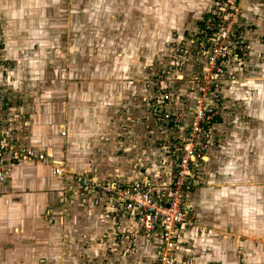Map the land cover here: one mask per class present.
<instances>
[{"label":"crops","instance_id":"obj_1","mask_svg":"<svg viewBox=\"0 0 264 264\" xmlns=\"http://www.w3.org/2000/svg\"><path fill=\"white\" fill-rule=\"evenodd\" d=\"M31 1L0 0V24L5 29L0 35V48L6 50L8 57L7 63L0 65V93L7 104L0 107V124L18 143L43 150L53 157L55 166L63 163L72 172L75 169L68 159L83 151L82 130L90 125L93 137L87 159L84 157L78 164L77 174L100 182L146 176L159 183L158 176L168 170L169 158L163 157L164 150L155 145L164 135L147 111L152 92L145 87L151 67L156 64L144 60L138 66V61L133 60L126 67L116 62L106 68L100 61L89 69L82 62L74 75L68 64L62 71L54 70L57 75L53 77L56 82L63 81L66 89L63 103L53 97L41 112H37L36 103L19 105L25 91L18 83L21 91L16 95L17 87H12L16 80L14 61L24 54L23 49L30 42L11 40L21 49L9 47L7 38L15 33L6 28L19 23L18 10L28 12ZM214 1L191 0L187 4L189 8L181 21L186 33L204 21ZM44 5L39 3L36 8ZM241 8L247 22L255 26L251 32L245 31L254 52L244 68H235L238 80L226 91H231L230 99L235 95L247 99L248 95L247 100H253L262 110L264 61L258 62V58L263 54L264 59V7L253 0H243ZM49 18L54 22L52 16L47 21ZM49 32L48 43L55 44L54 33ZM139 41L137 38V44ZM70 45L68 42L64 47L68 57ZM50 48V53L54 52L55 48ZM40 53L43 54L41 51L31 54ZM92 56L87 54L85 58L89 60ZM159 60L157 64L161 65L169 59ZM68 62L71 63L70 59ZM85 72L92 75L83 77ZM5 75L12 82L5 83L2 80ZM248 91L253 92L252 98ZM245 98L239 100L241 106ZM49 130L53 133L49 134ZM222 153L223 156L225 151ZM222 156L219 151L208 150L206 166L210 175L188 196L200 230L208 234L199 236L197 227L187 230L177 264H182L185 257L191 258L192 264H230L227 258L232 250L234 264L237 250L244 256L245 264H264V175L257 176L258 182L249 188L243 176L238 178L237 184L243 187L231 192L230 178L224 180L226 177L222 176L225 173ZM53 171L54 166L36 162H20L10 167L9 181L0 186V264H152L160 245L157 234L145 238L135 221L109 217L103 208L93 207L90 199L77 194L71 179H60Z\"/></svg>","mask_w":264,"mask_h":264},{"label":"built area","instance_id":"obj_2","mask_svg":"<svg viewBox=\"0 0 264 264\" xmlns=\"http://www.w3.org/2000/svg\"><path fill=\"white\" fill-rule=\"evenodd\" d=\"M253 1L264 7V0ZM245 25L241 0H215L191 34L166 46L168 62L151 67L145 81L152 92L147 111L168 138L159 140L169 158L159 183L146 176L100 182L72 173L63 163L55 166L43 150L18 143L0 124V186L9 181L15 164L52 165L54 175L70 178L72 189L90 199L93 207L100 206L111 218L135 221L145 238L157 234L160 245L152 264H177L185 233L195 226L188 196L203 182L224 93L236 80L234 66L246 63L251 53L243 38ZM6 61V50L0 48V65ZM6 106L0 93V107ZM181 263L192 264V260L185 257Z\"/></svg>","mask_w":264,"mask_h":264},{"label":"rangeland","instance_id":"obj_3","mask_svg":"<svg viewBox=\"0 0 264 264\" xmlns=\"http://www.w3.org/2000/svg\"><path fill=\"white\" fill-rule=\"evenodd\" d=\"M22 1L17 0V2ZM190 1L32 0L28 12L18 10L19 23L5 27L8 32L15 33V35L9 33L13 36L12 38L6 37L7 40L9 39L7 42L10 45L9 47L21 49L11 40H15L17 43L20 41L22 44H25L26 41L30 42V46L26 45L24 47V54L14 61L16 63V80L12 87H17L15 90L16 95L21 91V89H18V83L19 86L23 85L22 88L25 91L22 100L17 96L18 100H21L18 101L19 105L25 103L28 106H33L36 103L39 106V109H36L37 112H41L45 110L46 103L52 100L53 97H57L63 103L66 89L62 79L60 81L57 79V82L54 80L57 75L54 70L62 71L64 67L67 68L68 64H70L72 75L78 72L77 67L82 62L83 66L94 67L102 61L106 68L109 64H115L116 62H120V65L126 67L127 63L129 64L133 60L138 61V66H142L144 60L148 61V64H157L160 61L159 59L166 57L168 54L169 48L166 46L169 43L177 42L179 36H187L196 29L195 27L186 33V30L182 27L183 22L181 21L183 17L185 18L184 13L189 8L186 6ZM43 2L45 5L37 9L36 5ZM49 16L53 17L54 22H50V18L47 21ZM242 16L246 24L245 31L251 32L255 26L247 22L243 10ZM176 23H179V25H176ZM3 30L5 29L0 24V35ZM49 31L54 33L55 44L48 43ZM137 38H140L138 44ZM243 38L246 45L251 49V53L245 61L246 63L241 66H234V70L235 68H244L253 56V44L247 38V34H244ZM142 41L148 42L146 43L148 45L142 43ZM68 42L71 43L70 57L66 56L64 52V47ZM42 44L45 46H42ZM144 46L146 47L143 48ZM50 47L55 48L54 52L50 53ZM36 51H41L43 54H31ZM148 53H150L148 58H144ZM87 54H92V58L87 60L85 58ZM262 55H259L258 62L264 61ZM136 57L137 59H135ZM69 59L71 63L68 62ZM18 60L21 63H18ZM90 67L89 69H91ZM5 68L8 67L5 66ZM66 74L68 75L67 71ZM86 74L90 73L85 72L83 77H86ZM235 74L236 80L232 83L238 80L236 71ZM2 80L12 82V78L7 75L2 77ZM232 83L228 87H232ZM9 91L11 92V90ZM228 92L231 91L227 90L224 93V106L220 117L217 118L218 122L222 119L219 126L220 124L223 125L222 127L217 126L214 130L213 141L215 145H212L211 149L219 151L221 156L222 152L225 151V156L223 155L221 158V164L225 166L223 168L225 173L222 176L223 179L226 177L224 180L230 178L229 191L235 192L243 187L237 184L238 178L243 176L242 178L246 180L249 188L258 182L257 178L261 177L262 174L264 175V100L261 101L263 108L260 110L261 107H256L253 100H247L248 95H246L247 99L244 95L239 97L235 95L230 99V97L228 98L230 94ZM247 93H250V91ZM252 93L251 91V98ZM1 94H3L2 91ZM244 98L245 104L241 106L239 100ZM51 133L53 132L49 130V134ZM82 135L83 142H81L80 147L83 151L79 152L81 154L71 155L68 159L76 173H79V171H76L79 168L78 164L83 162L84 157L87 159L89 151L87 148L93 137V129L90 125L86 130H82ZM167 139V136L164 135L163 140ZM155 145L157 148H162V143L159 140ZM75 150H77L76 147ZM164 156L166 154H163ZM205 172L202 177L203 181L210 175L207 166ZM229 173L232 174V177H228ZM160 174L162 175V173ZM255 175L256 178L254 179ZM83 176L86 175L83 174ZM194 220L195 226L193 228L197 227L199 229V236L206 237L208 232L206 231L204 234L200 230L198 219L194 217ZM232 252L227 258L230 264H234L235 259V252L233 250ZM237 254L236 264H245V258L241 255L240 250H237Z\"/></svg>","mask_w":264,"mask_h":264}]
</instances>
